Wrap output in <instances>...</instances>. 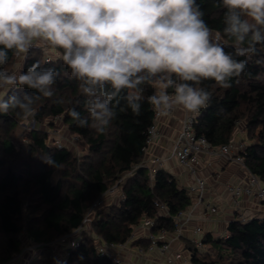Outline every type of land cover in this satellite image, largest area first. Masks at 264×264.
I'll list each match as a JSON object with an SVG mask.
<instances>
[{"label":"trees","instance_id":"16d2710c","mask_svg":"<svg viewBox=\"0 0 264 264\" xmlns=\"http://www.w3.org/2000/svg\"><path fill=\"white\" fill-rule=\"evenodd\" d=\"M198 3L205 11L206 22L213 29H220L223 11L216 0H198ZM54 52L55 56L46 59L44 51L33 49L21 67L26 70L39 60L42 67H55L61 74L54 86L55 95L37 102L32 118L36 128L24 129L27 137L24 148L15 144L14 135L17 126L27 118H18L14 113L0 116V264H7L22 251L23 240L41 245L39 260L34 259L31 264H53L50 249L54 238L78 228L93 202L124 172L134 170L121 184L125 198L107 199L90 214L89 226L83 229L78 246L68 248L67 244H59L68 251L64 264H117L101 252L102 246L109 242H126L144 217L154 220L152 232L161 229L172 232L176 228L173 216L190 207L193 199L187 188L179 186L174 175L165 168H157L154 173L146 166L134 169L146 159L147 129L154 119L155 110L147 99L138 117L130 110L118 112L106 134L78 127L68 110L76 107L82 115H87L83 98L70 70ZM49 60L53 62L46 63ZM15 64L10 53L8 70ZM202 86L213 95L209 107L194 115L196 133L206 137L212 146H220L235 140L238 126H243L249 142L240 154L250 172L264 184V45L257 46L246 71L233 80L231 88L214 87L211 81H205ZM144 87L145 97L153 94L154 86ZM23 91L32 90L24 89L21 93ZM57 116L70 133L82 140L83 147L87 146L85 154L77 156L69 148H57L49 142L47 127L37 126L47 119V126H54L53 119ZM242 140L246 142L244 137ZM45 152L54 156L59 168L42 162L41 155ZM160 204L168 208L167 213ZM226 231L221 236L214 237L211 233L203 236V245L210 243V250L214 254L218 251L217 260L199 257L200 247L190 242L192 264L218 261L264 264V216H250L246 220L233 218ZM131 243L148 249L151 241L145 235Z\"/></svg>","mask_w":264,"mask_h":264},{"label":"clouds","instance_id":"9594fccd","mask_svg":"<svg viewBox=\"0 0 264 264\" xmlns=\"http://www.w3.org/2000/svg\"><path fill=\"white\" fill-rule=\"evenodd\" d=\"M216 3L218 30L198 0H0V116L33 118L37 102L55 95V67L7 68L10 53L23 64L36 48L54 50L77 82L87 115L68 114L78 127L106 134L118 112L140 116L145 99L154 110L199 115L213 95L204 82L231 88L264 45V0ZM41 160L60 167L50 152Z\"/></svg>","mask_w":264,"mask_h":264},{"label":"crops","instance_id":"0c3cea01","mask_svg":"<svg viewBox=\"0 0 264 264\" xmlns=\"http://www.w3.org/2000/svg\"><path fill=\"white\" fill-rule=\"evenodd\" d=\"M22 65L16 62L14 69L17 66L21 68ZM5 92L7 90L0 91V95H4ZM184 114L183 109L176 107L162 115L158 120L159 135L146 151V158H158L162 161V164L156 165L155 168L168 170L174 175L179 186L188 189L190 185L196 183L198 177L205 182L201 201L198 200L199 192L190 193L193 199L191 205L193 216L184 225L182 234L178 237L172 232L167 234L171 241V252L174 254H176L175 250L183 248L182 238L190 240L193 237H203L208 233L214 237L225 235L229 221L241 213L249 217L264 216V202H258L249 196H233L228 189L229 185L243 182L248 176L247 171L238 163L223 156L209 154L204 155L198 163H195L193 169L178 162L173 155V148ZM236 133L235 141L242 140L244 131L238 129ZM150 172L154 173L153 170ZM112 199L118 200L119 196L115 194ZM213 206L216 211H211ZM196 228H199L200 233L195 232ZM136 232L138 236H145L147 230L138 229ZM176 255L178 264H188L187 262L191 259V255L187 258L180 254ZM119 256L125 264H168L166 256L158 250L140 255L132 243L125 250L119 251Z\"/></svg>","mask_w":264,"mask_h":264},{"label":"built area","instance_id":"2783aa9c","mask_svg":"<svg viewBox=\"0 0 264 264\" xmlns=\"http://www.w3.org/2000/svg\"><path fill=\"white\" fill-rule=\"evenodd\" d=\"M165 113L166 112L164 111L155 110L153 123L147 129L146 146L144 148L145 151L148 150V147L152 144V142H154L155 138L159 135L158 120ZM57 118L61 119L60 116H57ZM194 123V115L185 112L181 120L179 133L177 135L173 148V155L178 160V162L185 167H190L193 169L194 164L198 163L201 158L206 154L214 156H223L228 158L229 160H233L247 171L248 176L243 180V182L229 185V191L233 194V196L236 197L249 196L255 198L258 202H264V184L255 174L250 172V170L244 163L243 155L240 154V152L245 149L246 144L241 140H232L231 142L222 144L220 146H212V144L207 140L206 137H204L203 135H198L196 133ZM22 126L24 127V129H34L36 128V121L30 120L29 123H23ZM21 139L23 142H27V137L25 135H22ZM52 143L57 148H65L63 140H61L57 135L55 136V138H53ZM160 164H162V161L158 158H146L140 164L136 165L134 169L140 165L146 166L150 170H153V172H155L156 165ZM133 171L134 170H131L130 172ZM122 183L123 180L122 178H120L118 181L115 182L112 187H110L106 192L102 193L89 208V211L83 219L81 225L72 232L67 233L61 238H59L56 244H67L68 248H75L76 246H78L83 229H85V225L90 222V214L95 211L96 208L104 205L107 199L112 201V196H114L115 194L119 196L120 200L125 198V195L122 193L120 188ZM204 188V180L198 177L196 183L190 185L187 190L191 194L195 193L196 191L199 192L198 200L201 201ZM160 208L165 213L168 212V208L164 204H160ZM192 208L193 207L190 206L184 210L179 211L173 216L176 223V228L172 231V233L175 234L176 237L182 234L184 225L191 220L193 216ZM211 211H216V208L214 206L211 207ZM248 217L249 216L244 215L243 213L236 216V218L240 220H246ZM153 225L154 220L152 218L144 217L141 222L135 227L133 233L126 242L118 244L109 242L105 246H102L100 250L103 254H108L109 257L112 258L113 261L117 264H125V262L119 256V251L125 250L131 242L141 237L137 235L136 230L146 229V236L150 239L151 244L148 249H145L141 246H137L136 248L138 253L140 255H145L146 253L158 250L161 254L166 256L168 264H178V256L171 252V241L168 238V232L164 229H161L156 233L152 232L151 227ZM199 231V228L195 229V232L197 234L200 233ZM192 242L197 247H201L203 246V237H193ZM64 255L65 256L61 264H64V260L68 256V251H66Z\"/></svg>","mask_w":264,"mask_h":264},{"label":"rangeland","instance_id":"374dc122","mask_svg":"<svg viewBox=\"0 0 264 264\" xmlns=\"http://www.w3.org/2000/svg\"><path fill=\"white\" fill-rule=\"evenodd\" d=\"M44 52L46 55L45 56L46 59H48L50 57V55L55 56L54 54H52L53 51H51V54L49 53V51H44ZM14 67H15V65L13 66L12 70H20L21 69L19 66H17L15 69H14ZM30 120H32V118H27L23 121V123H25V124L29 123ZM48 120L49 119H47L44 123L38 124L37 126L39 128H40V126L47 127L48 134H49V142H52L53 138H55V136L57 135L61 140H63V142L65 144V148H69L75 155L82 156L83 154H85L88 151L87 146L84 145L85 147H83L82 140L79 139L76 135L69 132L67 125L64 124L62 119L57 118V117L55 119H53L54 126H51V127L47 126V124L49 123ZM21 123L17 126L16 132L14 135V142L18 147L24 148L26 146V142H23L21 139L22 135H24V127L22 126L23 123L22 124ZM238 129L243 130V126H238L237 130ZM235 134H237V133L235 132ZM243 137L246 139L245 143H248L249 138L246 136L245 133H243ZM132 173L133 172H130V171L124 172L120 178H122V180L124 182L126 180V178L128 176H130ZM85 226L88 227L89 224H86ZM59 238H61V237H58L56 239L54 238L53 242H51V243H55V244H53L54 248L52 247L50 249L51 250L50 256L53 260V264H61V262L65 256L64 254L66 253V248L63 245L56 244V242H57V240H59ZM181 241L184 242L183 248H181L180 250H175L174 252L176 254H180L182 257H185V258L190 257L191 252H190L188 247L190 246V242H192V239L189 240L186 238H182ZM40 246L41 245L38 242L30 243L27 240L26 241L23 240L22 251L19 254H17L16 256H14L7 264H31V262L34 259L40 258L38 256L39 252L41 251ZM198 256L207 260V261L217 260L218 259V251L214 254V252L212 250H210V243L209 244L204 243V245L199 248ZM225 262L226 261H223L221 263L220 261H218V263H216V264H224ZM187 263L192 264L191 260H189ZM34 264H41V263L38 262V263H34Z\"/></svg>","mask_w":264,"mask_h":264}]
</instances>
